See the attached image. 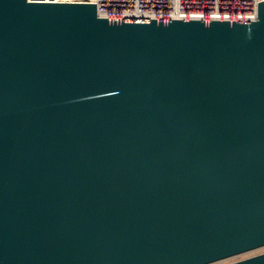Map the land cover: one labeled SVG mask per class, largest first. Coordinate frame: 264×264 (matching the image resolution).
I'll return each instance as SVG.
<instances>
[{
  "label": "water",
  "instance_id": "obj_1",
  "mask_svg": "<svg viewBox=\"0 0 264 264\" xmlns=\"http://www.w3.org/2000/svg\"><path fill=\"white\" fill-rule=\"evenodd\" d=\"M262 248L264 2L247 22L0 0V264Z\"/></svg>",
  "mask_w": 264,
  "mask_h": 264
},
{
  "label": "built area",
  "instance_id": "obj_2",
  "mask_svg": "<svg viewBox=\"0 0 264 264\" xmlns=\"http://www.w3.org/2000/svg\"><path fill=\"white\" fill-rule=\"evenodd\" d=\"M260 2L264 0H95L93 3L97 4L101 18L251 22L258 19ZM262 253L264 248L214 264H231Z\"/></svg>",
  "mask_w": 264,
  "mask_h": 264
},
{
  "label": "rangeland",
  "instance_id": "obj_3",
  "mask_svg": "<svg viewBox=\"0 0 264 264\" xmlns=\"http://www.w3.org/2000/svg\"><path fill=\"white\" fill-rule=\"evenodd\" d=\"M33 1H53V2H80L83 0H33ZM241 258H238L237 260H240Z\"/></svg>",
  "mask_w": 264,
  "mask_h": 264
},
{
  "label": "bare ground",
  "instance_id": "obj_4",
  "mask_svg": "<svg viewBox=\"0 0 264 264\" xmlns=\"http://www.w3.org/2000/svg\"><path fill=\"white\" fill-rule=\"evenodd\" d=\"M92 2H94L95 0H91ZM67 2V1H66Z\"/></svg>",
  "mask_w": 264,
  "mask_h": 264
}]
</instances>
